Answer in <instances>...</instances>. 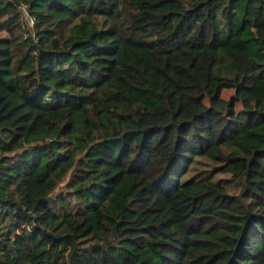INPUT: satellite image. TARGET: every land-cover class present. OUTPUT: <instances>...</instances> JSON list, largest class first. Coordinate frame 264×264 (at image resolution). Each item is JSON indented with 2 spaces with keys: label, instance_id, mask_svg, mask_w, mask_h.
I'll list each match as a JSON object with an SVG mask.
<instances>
[{
  "label": "trees",
  "instance_id": "1",
  "mask_svg": "<svg viewBox=\"0 0 264 264\" xmlns=\"http://www.w3.org/2000/svg\"><path fill=\"white\" fill-rule=\"evenodd\" d=\"M128 1L0 0V264H264V0Z\"/></svg>",
  "mask_w": 264,
  "mask_h": 264
},
{
  "label": "rangeland",
  "instance_id": "2",
  "mask_svg": "<svg viewBox=\"0 0 264 264\" xmlns=\"http://www.w3.org/2000/svg\"><path fill=\"white\" fill-rule=\"evenodd\" d=\"M120 12L121 15L119 17V20L123 22L124 19H127L129 14L133 12V7L132 5L129 3L128 0H121L120 2ZM225 97V95H224ZM227 188L229 189L230 192L232 193H236L239 189L238 186L234 184H226Z\"/></svg>",
  "mask_w": 264,
  "mask_h": 264
},
{
  "label": "built area",
  "instance_id": "3",
  "mask_svg": "<svg viewBox=\"0 0 264 264\" xmlns=\"http://www.w3.org/2000/svg\"><path fill=\"white\" fill-rule=\"evenodd\" d=\"M20 8L24 10L26 17L28 18L29 24L32 27L34 25V18L29 15L25 5H22Z\"/></svg>",
  "mask_w": 264,
  "mask_h": 264
}]
</instances>
